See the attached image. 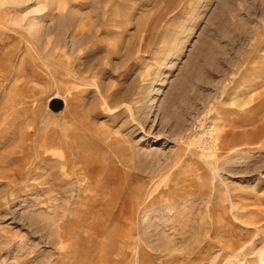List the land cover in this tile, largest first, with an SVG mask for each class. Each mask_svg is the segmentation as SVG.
I'll return each instance as SVG.
<instances>
[{"label":"rangeland","instance_id":"obj_1","mask_svg":"<svg viewBox=\"0 0 264 264\" xmlns=\"http://www.w3.org/2000/svg\"><path fill=\"white\" fill-rule=\"evenodd\" d=\"M0 264H264V0H0Z\"/></svg>","mask_w":264,"mask_h":264},{"label":"water","instance_id":"obj_2","mask_svg":"<svg viewBox=\"0 0 264 264\" xmlns=\"http://www.w3.org/2000/svg\"><path fill=\"white\" fill-rule=\"evenodd\" d=\"M63 106V103L60 99H53L50 104L49 107L51 110L53 111H59Z\"/></svg>","mask_w":264,"mask_h":264}]
</instances>
